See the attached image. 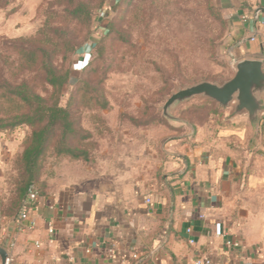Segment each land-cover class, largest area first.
Segmentation results:
<instances>
[{
	"label": "rangeland",
	"instance_id": "obj_1",
	"mask_svg": "<svg viewBox=\"0 0 264 264\" xmlns=\"http://www.w3.org/2000/svg\"><path fill=\"white\" fill-rule=\"evenodd\" d=\"M114 1L0 0V118L20 109L6 93L15 85L27 83L52 99L53 88L39 68L42 55H51L62 73L89 60L88 69L77 70L60 97V106L68 107L91 135L90 159L83 161L88 165L103 148L120 147L131 136H144V130L154 133L156 144L165 143L176 134L163 117L166 99L199 82L231 79L238 60L225 0H120L113 8ZM103 8L110 9L108 32L99 28ZM175 115L193 127L191 133L182 126L185 134L191 133L189 145L209 158L241 165L240 183L226 203L229 221L242 226L245 239L264 255V164L258 163L264 157L250 150L253 134L247 120H230L217 104L199 98L180 106ZM31 131L23 126L5 133L6 144L15 139L16 153L22 152ZM12 158L2 177L0 201L5 198L10 210L17 207L24 179L19 159ZM77 162L49 153L41 179L62 169L71 172Z\"/></svg>",
	"mask_w": 264,
	"mask_h": 264
},
{
	"label": "crops",
	"instance_id": "obj_2",
	"mask_svg": "<svg viewBox=\"0 0 264 264\" xmlns=\"http://www.w3.org/2000/svg\"><path fill=\"white\" fill-rule=\"evenodd\" d=\"M225 1L234 55L264 61V0ZM232 119L248 122L246 116ZM171 127L176 134L161 145L144 130L120 147L103 148L94 163L78 161L71 172L47 177L30 213L33 230L4 219L0 246L16 241L10 264H194L200 257L214 264H264L242 226L229 221L226 203L240 183L241 165L209 158L189 145L191 133ZM252 136V154L264 157V117ZM5 137L0 134V201L2 177L17 150V141L6 144ZM228 240L240 247L227 246Z\"/></svg>",
	"mask_w": 264,
	"mask_h": 264
},
{
	"label": "trees",
	"instance_id": "obj_3",
	"mask_svg": "<svg viewBox=\"0 0 264 264\" xmlns=\"http://www.w3.org/2000/svg\"><path fill=\"white\" fill-rule=\"evenodd\" d=\"M119 1H114L113 8ZM108 8H103L100 11L103 18L99 23V28L105 32H108L112 25V20L108 17L110 14ZM81 50L91 52V49L86 47L81 48ZM39 60V68L45 74L47 83L53 88L52 99L47 100L42 97L33 91L27 83L15 85L10 87V90L6 93L9 94L11 101L18 104L20 109L13 115L0 118V134H5L23 126H27L32 130L22 141L23 151L16 153L12 158V160L19 159L24 179L19 187L17 207L10 210L6 205L5 198L0 203V214L7 221L17 220L31 187H36L40 195L43 193L48 177L46 175L41 179L45 173L43 161L49 153L57 160L88 161L90 159L91 135L80 127L78 121L72 118V112L68 107L60 106V97L64 89L71 78L79 73L76 65L71 71L62 73L54 64L51 55L44 54ZM33 62L37 64L35 58ZM90 63L83 71L88 69ZM209 102L216 106V103ZM107 107V102L103 103L102 108L107 109ZM216 112L225 114L224 111L220 110Z\"/></svg>",
	"mask_w": 264,
	"mask_h": 264
},
{
	"label": "water",
	"instance_id": "obj_4",
	"mask_svg": "<svg viewBox=\"0 0 264 264\" xmlns=\"http://www.w3.org/2000/svg\"><path fill=\"white\" fill-rule=\"evenodd\" d=\"M233 70L232 78L220 84L203 81L177 89L162 106L163 117L175 127H189L193 133L192 125L177 117L175 111L195 98L209 100L215 102L220 109L229 110L231 118L246 116L256 136L264 117V61L237 60L233 63ZM0 258L3 264H6L9 258L8 250L2 246H0Z\"/></svg>",
	"mask_w": 264,
	"mask_h": 264
},
{
	"label": "built area",
	"instance_id": "obj_5",
	"mask_svg": "<svg viewBox=\"0 0 264 264\" xmlns=\"http://www.w3.org/2000/svg\"><path fill=\"white\" fill-rule=\"evenodd\" d=\"M249 19L246 16L242 17V21L243 22H247ZM84 65L80 68H77V70H82L84 69L88 63L89 60L84 59L82 61H79L78 64H83ZM0 160H1V152H0ZM40 194L38 192V190L36 189V187H31L29 189L28 192V196L27 199L19 213V216L17 218V220L15 221V223L17 224L19 230L21 231H30L33 230L36 226V224L32 221L31 217H30V213L31 210L33 208L34 203L38 200ZM150 202V201H148ZM4 224V219L2 218L1 214H0V229L2 228ZM50 232L53 233V229H50ZM188 232H190V230H188ZM218 237H225L226 233L225 232H220L217 233ZM195 242L193 240H191V244H194ZM226 245L229 247H240V244L238 242H233L231 240L226 241ZM16 247V241L15 240H11L9 245H8V252H10L11 250H13ZM11 263V259L10 257L7 259L6 264H10ZM194 264H214L213 260L208 258V257H200L197 258L194 262Z\"/></svg>",
	"mask_w": 264,
	"mask_h": 264
}]
</instances>
